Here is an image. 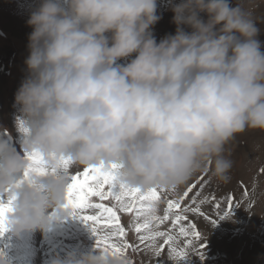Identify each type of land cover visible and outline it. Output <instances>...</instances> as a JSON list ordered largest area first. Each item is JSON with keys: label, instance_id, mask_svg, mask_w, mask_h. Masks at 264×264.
Returning <instances> with one entry per match:
<instances>
[{"label": "clouds", "instance_id": "obj_1", "mask_svg": "<svg viewBox=\"0 0 264 264\" xmlns=\"http://www.w3.org/2000/svg\"><path fill=\"white\" fill-rule=\"evenodd\" d=\"M261 3L182 0L171 8L175 34L157 43V0H41L27 21L29 75L15 94L21 151L0 136L7 227L43 230L73 214L63 159L115 166L117 183L142 192L177 189L199 173L230 182L233 142L264 133ZM33 154L46 174L29 171ZM70 264L133 262L96 247Z\"/></svg>", "mask_w": 264, "mask_h": 264}, {"label": "rangeland", "instance_id": "obj_2", "mask_svg": "<svg viewBox=\"0 0 264 264\" xmlns=\"http://www.w3.org/2000/svg\"><path fill=\"white\" fill-rule=\"evenodd\" d=\"M40 2L41 0H0V136L5 137L17 151H21L25 137L20 130L23 119L19 107L15 105V94L29 75L25 61L30 55L29 35L33 29L28 26L27 21ZM181 2L182 0H157V15L160 19L151 29L157 43L167 35L175 34L176 25L173 23L174 13L171 8ZM257 15L264 16V3H261ZM258 26L261 28L258 39L264 42V22ZM185 31L190 32L191 29L186 27ZM105 35L111 37V33ZM134 58L135 54L117 63L127 64ZM231 148L234 167L230 182L217 183L210 180L208 174L199 173L175 191L168 190L167 197L163 198L164 202L156 206V214L163 216L167 198H176L188 186L197 185L193 193L200 191L198 207L206 215L189 213L191 225L195 226L193 230L199 233V238L193 239L194 244L184 249V257L175 256L167 247L156 256L153 251L140 246L139 251L128 248L124 253L132 259L133 264H264V133L245 132L237 137ZM62 169L71 178L86 168L70 164L67 169ZM22 179L23 176L17 177L16 182L19 183ZM241 181L247 186L249 193L230 211L225 205L218 214L211 200L212 195L221 202L228 193L240 196ZM193 193H189V196ZM4 202H7V196ZM89 202L94 204L101 201L96 197H89ZM75 211L77 213L66 220L52 221L43 230L15 233L7 227L0 234V264H70L71 258L93 251L97 237L93 235L92 226L85 223L81 216L98 212L95 209ZM225 212L228 214L224 215ZM118 215L126 228L123 239L136 244L138 234L134 228L129 227L134 222V213L120 212ZM213 220L215 223H212ZM184 224L186 227L190 226L188 221ZM96 227L99 231L104 225ZM171 228L169 220L160 224L158 230L169 231ZM183 241L184 237H180L178 243L182 247ZM159 243H163V240ZM200 245L204 247L201 248Z\"/></svg>", "mask_w": 264, "mask_h": 264}, {"label": "snow or ice", "instance_id": "obj_3", "mask_svg": "<svg viewBox=\"0 0 264 264\" xmlns=\"http://www.w3.org/2000/svg\"><path fill=\"white\" fill-rule=\"evenodd\" d=\"M28 159L31 163L29 171L39 174L47 173L48 170L43 166L42 157L33 154ZM70 164L69 159L61 161V167L65 169ZM27 174L26 172L25 175ZM70 179L67 204L73 209V213H77L75 210L81 212L86 209L97 210L98 214L82 215L81 218L92 226L93 235L97 237L96 247L101 250L124 254L128 248L139 251L140 246H143L159 256L167 247L175 256L183 258L184 249L193 245V239L199 238V233L193 230L195 226L191 225L189 217V213L206 215L198 207L200 191L193 193V190L197 188L196 184L188 186L182 195H178L176 198H167L165 213L163 216H158L156 206L164 202L163 198L167 197L168 190L153 189L149 192H142L139 189H129L117 183L115 166L111 170H107L103 166L86 168L83 172L72 175ZM240 183L242 188L240 196L228 193L221 202L214 194L212 195L211 200L218 214L225 205L230 211L239 203L240 199L249 193V189L243 184V181ZM189 193L193 194L189 196ZM89 197H96L101 202L90 203ZM4 201L5 196L0 195V234L7 229V216L12 206L11 198L7 197L6 203ZM103 201L110 203L105 204ZM120 212L134 213V222L130 223L129 227L134 228L135 233L138 234L136 244H130L123 239L126 236V228L118 215ZM227 214V212L224 213V215ZM169 220H171V230H158L160 224ZM185 221H188L190 226L186 227ZM212 223L215 221L213 220ZM100 224H103L104 228L98 231L96 226ZM180 237H184L183 247L178 243ZM161 239L163 243H159ZM200 247L203 248L204 245H200Z\"/></svg>", "mask_w": 264, "mask_h": 264}, {"label": "bare ground", "instance_id": "obj_4", "mask_svg": "<svg viewBox=\"0 0 264 264\" xmlns=\"http://www.w3.org/2000/svg\"><path fill=\"white\" fill-rule=\"evenodd\" d=\"M22 31V30H21ZM189 223V222H188ZM205 226V225H204ZM197 228V227H196ZM209 230V229H208ZM194 244V243H193ZM197 246V245H196Z\"/></svg>", "mask_w": 264, "mask_h": 264}]
</instances>
